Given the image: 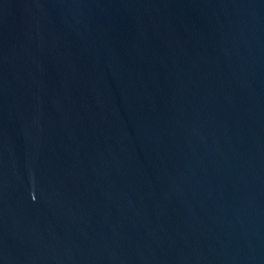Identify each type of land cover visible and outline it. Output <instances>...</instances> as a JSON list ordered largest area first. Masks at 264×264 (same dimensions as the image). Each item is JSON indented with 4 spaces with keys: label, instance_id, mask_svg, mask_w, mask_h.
I'll use <instances>...</instances> for the list:
<instances>
[{
    "label": "water",
    "instance_id": "95a60500",
    "mask_svg": "<svg viewBox=\"0 0 264 264\" xmlns=\"http://www.w3.org/2000/svg\"><path fill=\"white\" fill-rule=\"evenodd\" d=\"M0 264H264V0H0Z\"/></svg>",
    "mask_w": 264,
    "mask_h": 264
}]
</instances>
